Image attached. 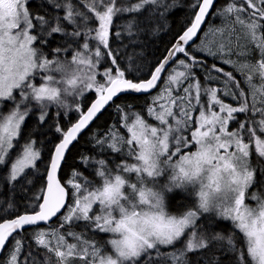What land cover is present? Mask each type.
Returning <instances> with one entry per match:
<instances>
[{"label": "snow or ice", "instance_id": "snow-or-ice-1", "mask_svg": "<svg viewBox=\"0 0 264 264\" xmlns=\"http://www.w3.org/2000/svg\"><path fill=\"white\" fill-rule=\"evenodd\" d=\"M28 3L0 0V180L9 188L0 208V264H193L194 253L197 264H221L217 252L231 264H264V182L251 162L264 160V0L221 6L220 41L205 47L197 35L214 0H195L189 25L144 67L133 65L143 57L135 52L138 37L160 29L142 27L141 16H165L166 0H47L62 11L52 15ZM125 14L122 33L114 20ZM116 42L133 54L121 57ZM89 91L94 102L83 110L75 104L74 123L65 129L56 120L60 139L41 173L37 140L25 142L22 129L33 106L43 124L52 105L67 109L68 97ZM129 92L147 94L143 114L114 103ZM110 102L127 135L113 125L93 136L91 175L72 169L62 183L70 146ZM89 160L81 154L85 168ZM28 169L44 180L21 209L15 182L33 185ZM177 193L188 203L169 211L167 198ZM219 220L230 222L227 234L210 230ZM26 226L36 253L21 235Z\"/></svg>", "mask_w": 264, "mask_h": 264}, {"label": "trees", "instance_id": "trees-1", "mask_svg": "<svg viewBox=\"0 0 264 264\" xmlns=\"http://www.w3.org/2000/svg\"><path fill=\"white\" fill-rule=\"evenodd\" d=\"M166 2L169 3L171 7L170 10L165 14V16L163 17L155 16L148 12L142 14L141 16L142 27L150 29L152 26H159L160 30L155 35H152L149 31H145L138 37V39L140 40V44L135 46V52L139 53L142 51L143 57L137 55L136 58L133 60L134 66L137 62H139L140 66L144 67L145 64L150 65L154 63L155 62L154 58L161 57L162 54L165 52L166 47L169 45V43L174 40L177 34L181 33L184 30L185 26L189 25L190 20L193 18L194 12L197 11L196 8L192 7V5L195 3V0H166ZM228 2L229 0L217 1L213 9L212 15L205 28V30H208V34L214 32L215 28L220 27L222 25V18L216 15V12L219 8H221V6L226 5ZM28 7L30 11L39 12L42 15L46 13L52 15V14H56L57 12H61L62 14L61 10L54 9L50 4L47 3V0H31L28 3ZM144 16L150 17V22L145 21ZM126 20H127V14H125V17L123 18L118 17L114 20V25H116V29L121 31L122 33H123V25L126 23ZM205 30L203 31V33L205 32ZM204 39L205 36L201 35L197 43H200L201 40L204 41ZM122 42L123 44H127L128 38L124 36ZM116 46L120 48L121 57H127L128 55L133 54L132 47L124 49L120 47V42H116ZM201 47H205V45L201 44ZM45 51H47V49H45ZM205 59H207L208 63L210 64L216 62L221 67H224L226 71L232 70L230 65L220 64L219 61H213L212 57L205 56ZM121 67H123V64H121ZM36 83L38 84L39 81H36ZM146 99L147 96H135L128 94L119 97L116 101H114V103L120 105L126 101L128 104L132 105L133 110L139 111L141 112V114H143V105ZM76 100H77L76 103L81 104V108L83 110L90 106L89 101L93 102L94 97L92 96L91 91H89L86 92L81 99L77 98ZM56 112H60L61 116L56 117L55 116ZM65 112L67 113L66 116L64 115ZM38 114H39V110L35 106H33V110L26 118L25 124L22 126V129L24 130V134H25L24 135L25 142L29 137L37 140V147L41 151V159L37 161V167L40 169V172L42 173L44 171V165L48 160L52 146L55 143H58L60 139L59 134L55 132L56 120L59 119L61 127L66 129L68 126H70L68 123L69 121L73 123L76 121V113L74 109H69V108L65 109L52 105L49 110V116L46 117V120L43 124L39 123ZM119 115L120 114L117 112L115 108L112 107L111 104L110 107L103 114H101V116L96 120L93 126L88 131H86L71 147V149L69 150L66 156V162L63 163L61 168L60 178L62 183H64L65 177L69 175L72 169H76L80 172H83L85 176L91 175V169L94 167L95 159L97 158V151H98L97 146H95V141L93 139V136H100L101 134L106 133L109 127L113 125L119 128L122 134L127 135L126 130L123 129L119 124L115 123L116 121L119 120ZM145 118L147 119V117ZM148 122L151 123L152 121L149 120ZM13 151L15 152L17 151V149H14ZM81 154L90 157L87 168H85V166L80 163ZM251 162L253 166L258 168L256 179L264 182V179H262L260 175V171L264 170V160L258 161L255 158V156H253ZM32 172L33 170L28 169L25 175L33 180V185H26L24 183V177H21L19 180L15 182L16 194L13 203L17 207H20L21 209L23 208V205L27 202L25 200V197L27 195H30L31 191L35 187H38L44 180L43 176L39 174L33 176ZM3 174H4L3 171H0V176H2ZM0 187H2L3 189L2 191H0V196L4 197V200L0 202V208H4L9 202L7 199L9 195V188L8 185L4 183L2 180H0ZM24 189H27L28 191L25 192ZM168 203H169L168 210L175 212L178 208L182 206V204L188 203V201L182 200L180 198V194L177 193L170 196ZM9 218H11V216H9ZM50 226L55 227L56 226L55 222L50 224ZM48 227L49 225L40 228H48ZM204 227L207 228L208 225L205 224ZM230 227L231 225L229 221L219 220L215 222L214 229H210V230L222 229L224 230V233L227 234V232L230 230ZM81 230H82V224L75 225V231L80 232ZM30 233H31V229L23 231L21 235L27 241V243L31 245L32 252L36 253L37 251L40 250L35 245V242L29 239ZM85 235L91 236L92 233H85ZM95 238L97 240L102 241L106 237L102 234ZM69 239L71 241V238ZM10 243L11 240L9 244ZM213 251H215V249H213ZM217 254L220 255L221 264H231L232 257L230 255H223L222 252H217ZM204 255L207 256L208 253L206 252ZM199 256H200L199 253L192 254L191 258L193 264H197V258ZM2 259H4L3 256L1 257L0 260ZM199 264H205V261L200 260Z\"/></svg>", "mask_w": 264, "mask_h": 264}, {"label": "water", "instance_id": "water-1", "mask_svg": "<svg viewBox=\"0 0 264 264\" xmlns=\"http://www.w3.org/2000/svg\"><path fill=\"white\" fill-rule=\"evenodd\" d=\"M217 1H218V0H214L213 8L209 10V14H208V16L205 17V22H204V24L201 26L200 32H199L198 35H197V41L199 40V38L201 37V34H202L203 31L205 30V28H206V26H207V23H208V21H209L211 15H212L213 9H214V7H215ZM159 86H160V85L158 84L157 87H159ZM155 91H156V90L153 89V93H154ZM128 94H130V95H135V96H147V94H136V93H131V92L126 93V94H125V93H122V94H120L117 98H115L114 101H116L119 97H121V96H123V95H128ZM93 102H94V101H93ZM111 104H112V102H110V104L107 105V106L102 110L101 113H98L97 117L94 118L93 121L90 122V124H89L84 130H82V132L78 135L77 140H78V139H79V138H80V137H81L86 131H88V130L93 126V124L96 122V120L101 116V114H103V113H104V112L110 107ZM76 142H77V141H74V142H73V145H74ZM73 145H72V146H73ZM72 146H70V149H71ZM70 149H69V150H70ZM67 154H68V153H66V156H67ZM62 165H63V164H62ZM61 168H62V167H61ZM54 222H55V218H53V221H52V222H49V225L52 224V223H54ZM44 226H48V225H45V224L41 223L38 227H44ZM29 229H30V228H28V227L26 226L25 229H24L23 231H25V230H29ZM10 240H11V238H9V242H10ZM7 245H8V244H6V247H7ZM1 257H2V256H0V259H1Z\"/></svg>", "mask_w": 264, "mask_h": 264}, {"label": "rangeland", "instance_id": "rangeland-1", "mask_svg": "<svg viewBox=\"0 0 264 264\" xmlns=\"http://www.w3.org/2000/svg\"><path fill=\"white\" fill-rule=\"evenodd\" d=\"M31 0H29V2H30ZM220 41V36L218 35V34H215V32H212V33H210V34H208L207 36H205V39H204V45L205 46H212L213 44H214V42H219ZM232 59L233 60H235L236 59V57L235 56H233L232 57ZM81 99L82 97H68L67 98V101H66V103L68 104V105H70V107H69V109H75V104H76V102H77V100L76 99ZM73 100V101H71V100ZM27 171V170H26ZM169 198H170V196L167 198V203L169 202ZM168 206H169V203H168ZM71 242V241H70Z\"/></svg>", "mask_w": 264, "mask_h": 264}]
</instances>
